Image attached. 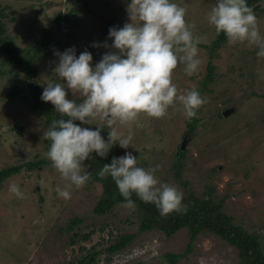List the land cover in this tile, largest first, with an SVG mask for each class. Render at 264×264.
Masks as SVG:
<instances>
[{"label":"rangeland","instance_id":"rangeland-1","mask_svg":"<svg viewBox=\"0 0 264 264\" xmlns=\"http://www.w3.org/2000/svg\"><path fill=\"white\" fill-rule=\"evenodd\" d=\"M130 2L86 0V7L81 9V0H0L3 34L10 46L20 47L26 54L35 52V77L43 92L49 81L59 82L54 72L59 62L55 52L74 47L78 57L87 50L92 54L93 67L104 54L118 52L111 47L109 29L130 22L126 11ZM172 2L185 8L186 22L195 25L192 31L200 38L197 58L201 60L191 76L185 73L183 63L178 64L173 83L178 93L197 88L207 102L197 110L193 131L188 129L179 102L161 119L140 114V126H131L132 145L123 149L117 143V153L123 156L132 152L144 168L159 165L155 175L160 182L179 188L182 207L191 201V193L223 199L222 209L234 223L257 233L264 252V57L257 56V47L247 42L231 44L228 38L210 56L209 48L202 44H210L218 34L207 19L216 0ZM256 4L254 11L264 35V0ZM105 43L108 47L103 46ZM35 44L40 47L34 50ZM2 50L0 46V70H9L12 63L4 59ZM209 61L214 65L213 76L205 80ZM13 75L0 71V167L38 157L44 162L33 168L22 166L1 182L0 264H78L79 258L92 251L97 253L95 258H87V264H169L164 252L185 251L190 240L186 227L165 235L157 222H150L147 230L140 231L136 208L130 209L123 202L106 212H95L93 207L102 190L98 181L90 180L80 189L71 186L70 199L57 197L56 188H66L70 182L47 158L48 149L42 140L46 127L40 124L44 115L19 97L28 90L30 78L25 70L19 75V93L6 98ZM66 91L68 99L82 102L78 94ZM231 107L224 115L223 111ZM52 109L56 112L53 105ZM74 123L92 129L102 126L99 120L91 125ZM119 130L127 134L128 126ZM108 131L106 126L101 131L105 139ZM186 132L185 152L178 158ZM177 159L181 162L179 174L174 168ZM12 184L19 186L22 198L9 190ZM75 217L78 221L72 222ZM77 231L91 233L89 238L73 243L70 239ZM124 232H133V239L107 259L105 247ZM173 264H237V254L225 239L202 230L192 239V248Z\"/></svg>","mask_w":264,"mask_h":264},{"label":"clouds","instance_id":"clouds-1","mask_svg":"<svg viewBox=\"0 0 264 264\" xmlns=\"http://www.w3.org/2000/svg\"><path fill=\"white\" fill-rule=\"evenodd\" d=\"M126 11L130 22L109 29L111 47L118 52L104 54L94 67L87 50L78 57L74 47L55 52L59 62L54 72L59 82L49 81L41 100L51 102L56 112L68 117L53 119L43 133L44 139L51 142L47 158L70 182L66 188H56L58 198L70 199L68 188L74 185L80 189L91 180L92 174L82 169L92 153L106 157L117 143L123 149L132 145L131 126H140V114L161 119L170 106L179 102L185 118L191 119L207 102L195 87L178 93L172 79L178 64H184L189 76L201 64L197 58L200 38L193 35L195 25L185 20L186 9L172 0H131ZM207 19L229 43L247 42L258 48V57H264V35L247 0H216ZM103 46L108 47L106 43ZM66 89L83 98L82 102L68 99ZM94 120L101 121L102 126L92 129L74 123L91 125ZM105 126L109 130L107 139L101 135ZM120 126H128L127 134L119 130ZM158 169L159 165L139 166V157L125 152L113 157L110 164L105 163L98 176L113 179L130 209L136 207L132 199L135 194L144 203L154 204L161 216L185 211L183 193L173 184L160 182L155 175ZM9 190L23 197L18 185L12 184Z\"/></svg>","mask_w":264,"mask_h":264},{"label":"trees","instance_id":"trees-1","mask_svg":"<svg viewBox=\"0 0 264 264\" xmlns=\"http://www.w3.org/2000/svg\"><path fill=\"white\" fill-rule=\"evenodd\" d=\"M258 0H247V4L255 9L257 7ZM86 7V0H81L79 8L83 9ZM2 12H0V46L2 51L6 54L5 60L11 62L9 70L1 69L0 71L4 74L8 71L14 73V78L9 83L11 90L6 94V98L9 96H15L19 93L18 85L21 83L19 75L22 70H25L30 78L28 81V90L26 93L21 94L22 97L31 109H36L44 117L40 118V124L46 127L45 131L50 126L53 119H68V117H62L58 112H54L52 109L51 102H44L41 100L42 91L39 88L38 81L35 77L36 67L32 62L33 57L36 55L35 52L26 54L20 47L10 46L8 41V36H5L4 30L5 25L1 20ZM58 21H60L61 14H58ZM227 37L223 32H219L217 36L211 41L210 44H202L208 47L209 54L212 56L213 51L216 50L222 43L226 41ZM40 44H35L34 50L38 49ZM17 68V70H15ZM214 65L211 61L207 64V75L205 80L212 78ZM197 118L187 119L188 129L191 131L196 127ZM44 131V132H45ZM44 145L47 149L50 147V141H47L42 136ZM185 150L178 147V158H181ZM37 155V154H35ZM116 146H114L106 157H100L96 153H92L88 160L84 171L90 172L92 174L91 180H95L101 183L102 190L97 199L93 210L97 213H103L112 208L115 203H126L124 197L118 191V188L109 176L101 179L98 176V172L101 170L105 163H111L113 157H119ZM43 157L35 158L30 160H25L21 164H13L0 167V186L3 179L9 175L16 173L22 166L27 168H33L36 165H41L43 163ZM180 159L174 163L175 173L179 174L180 169ZM191 201L188 205L183 208L185 211L172 212L167 216H161L157 207L152 203H144L139 198L133 194L132 199L136 205V214L139 220L140 231L147 230L149 228L150 222H157L158 227L165 235H170L176 230L186 227L189 232V241L186 246V250L183 252H164L165 258L168 260L169 264H173L178 258L186 254V251L192 248V239L202 230H207L221 238L225 239L231 245L234 246L237 254V264H264V252L259 241L257 233L253 231H248L244 229L241 225L234 223L231 215L227 214L223 209L224 200H216L211 196L199 197L193 193L190 194ZM72 222H77L78 218H73ZM70 227V225H69ZM89 232H74L71 236L70 241L76 242L83 239H87L90 236ZM134 237L133 232L119 233L118 236L111 240L109 244L105 247L107 251V259L110 258V253L118 251L125 247ZM97 251H92L89 254L79 258L78 264H87L89 260L88 257L95 258ZM136 262L134 264H139Z\"/></svg>","mask_w":264,"mask_h":264},{"label":"water","instance_id":"water-1","mask_svg":"<svg viewBox=\"0 0 264 264\" xmlns=\"http://www.w3.org/2000/svg\"><path fill=\"white\" fill-rule=\"evenodd\" d=\"M231 109H233V107L225 109V110L223 111V114L226 115ZM185 141H186V133L184 134V137H183V139H182L181 142H180V147H181V148L184 147V143H185Z\"/></svg>","mask_w":264,"mask_h":264},{"label":"flooded vegetation","instance_id":"flooded-vegetation-1","mask_svg":"<svg viewBox=\"0 0 264 264\" xmlns=\"http://www.w3.org/2000/svg\"><path fill=\"white\" fill-rule=\"evenodd\" d=\"M188 134H187V132H186V136H187Z\"/></svg>","mask_w":264,"mask_h":264}]
</instances>
